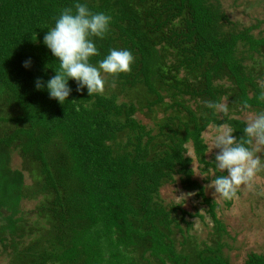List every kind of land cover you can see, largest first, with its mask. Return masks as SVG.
<instances>
[{
    "label": "trees",
    "instance_id": "1",
    "mask_svg": "<svg viewBox=\"0 0 264 264\" xmlns=\"http://www.w3.org/2000/svg\"><path fill=\"white\" fill-rule=\"evenodd\" d=\"M77 2L112 17L106 36L93 38L99 55L90 62L97 65L113 48L135 60L131 72L107 74L115 85L107 94L90 96L69 80L72 92L61 104L46 87L59 62L44 37ZM253 27L231 28L211 0H0V93L15 106L0 118L14 124L0 130V241L22 231L17 216L25 197L43 196L37 212L48 225L13 264H152L149 256L156 264H231L223 254L228 233L212 211V242L186 239L177 250L174 208L162 205L158 192L177 175L210 204L192 179L185 145L203 163L209 125L227 124L240 140L246 123L219 116L205 101L225 100L237 115L264 111V74L255 61L244 64L264 56V36H254ZM37 78L45 83L41 90ZM142 109L163 114L155 133L134 118ZM11 149H19L22 170L10 168ZM242 264H264V253L249 252Z\"/></svg>",
    "mask_w": 264,
    "mask_h": 264
},
{
    "label": "rangeland",
    "instance_id": "2",
    "mask_svg": "<svg viewBox=\"0 0 264 264\" xmlns=\"http://www.w3.org/2000/svg\"><path fill=\"white\" fill-rule=\"evenodd\" d=\"M221 4L230 21L231 28L254 26L252 34L256 37L264 36V0H211ZM253 60H244L247 68L253 65L255 61L256 72L261 70L264 74V56L253 54ZM106 85L104 94L110 93L114 84L108 83L107 74H103ZM263 80L260 85L264 84ZM118 103L125 101L121 95L117 99ZM184 101H189L188 97ZM196 101L190 100L189 105L196 106ZM199 102V101H197ZM201 103V102H199ZM222 103L227 104L223 100ZM15 111L14 102L8 94L0 93V118H9ZM219 116L235 117L246 123L247 117L254 114L253 111H242L239 115L234 110L228 109L227 113L217 111ZM163 114L157 110L149 111L142 109L137 111L134 118L145 126L156 132V124L163 119ZM220 126L211 124L202 133L203 141L206 145L204 162L201 163L195 156L191 143L185 145V155L192 159L191 168L193 170L192 179L203 189V196L212 204L206 203L197 190L187 191L181 185L180 177L175 176L174 180L163 185L158 192V201L166 206L167 209L174 208L171 213L175 224L173 228V238L177 250L186 247L184 240L193 242L196 246L203 244L209 245L212 242L214 232V220L212 213L224 225L227 235H224L223 254L231 264H242L249 252L264 253V170L260 171L254 179L251 189L241 186L238 190L237 197L232 200H226L215 194L211 188V180L219 175L226 173L221 172L215 164V155L219 149L211 151L210 139L206 143V138L213 137ZM14 128L11 121L5 120L0 122L1 132H8ZM211 151V152H210ZM257 155L261 156L264 163V147L261 148ZM9 166L13 170H22V160L19 156V149L10 150ZM24 184L32 186V177L26 171H22ZM41 194L25 197L20 203L18 213L19 220L17 225L22 231L14 233L7 232L5 241H0V264H13L12 257L20 251L29 248L32 241L40 236L48 228L46 220L37 212L39 203L43 200ZM212 211V213H211ZM6 215V212H5ZM2 221L0 220V225ZM152 264H156L151 256L148 257Z\"/></svg>",
    "mask_w": 264,
    "mask_h": 264
},
{
    "label": "clouds",
    "instance_id": "3",
    "mask_svg": "<svg viewBox=\"0 0 264 264\" xmlns=\"http://www.w3.org/2000/svg\"><path fill=\"white\" fill-rule=\"evenodd\" d=\"M111 21L110 15L92 12L84 3L77 2L61 11L55 26L44 37V44L59 62L58 69H55L56 75L46 84L50 98L63 104L72 92L69 80L77 82V91L82 92L87 88L90 96L103 94L106 85L103 74L131 72L135 57L127 49H110L109 54L97 65L90 62L91 57L99 55L93 38L103 39L110 31ZM30 64V60L25 61L24 67L27 68ZM35 86L37 90H41L45 83L37 78ZM260 99L264 100V91L261 92ZM205 106L228 112V106L224 103L205 101ZM244 107L247 108V105ZM243 132L245 136L237 140L232 128L224 124L213 137L206 138V143L210 139L211 151L219 149L215 155V164L221 172L226 173L211 180L210 186L215 194L226 200L236 198L241 186L251 189L257 174L264 170L261 156L257 155L264 147V111L249 115Z\"/></svg>",
    "mask_w": 264,
    "mask_h": 264
}]
</instances>
